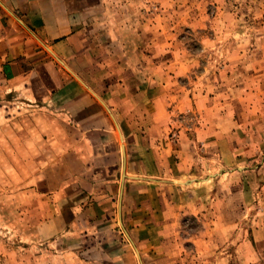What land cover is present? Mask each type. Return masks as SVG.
Listing matches in <instances>:
<instances>
[{
    "label": "crops",
    "instance_id": "1",
    "mask_svg": "<svg viewBox=\"0 0 264 264\" xmlns=\"http://www.w3.org/2000/svg\"><path fill=\"white\" fill-rule=\"evenodd\" d=\"M133 1L0 0V97L21 103L16 155L76 159L48 168L57 264L180 263L169 226L192 214L177 200L188 184L164 164L181 144L166 140L168 89L146 70L151 41L135 43Z\"/></svg>",
    "mask_w": 264,
    "mask_h": 264
},
{
    "label": "rangeland",
    "instance_id": "2",
    "mask_svg": "<svg viewBox=\"0 0 264 264\" xmlns=\"http://www.w3.org/2000/svg\"><path fill=\"white\" fill-rule=\"evenodd\" d=\"M131 7L135 43L151 41L146 70L168 89L166 140L181 144L162 162L171 180L188 184L177 200L197 211L169 226L179 264H264V0ZM11 102L0 97V264L61 263V247L47 238V174L76 159L16 155L21 103Z\"/></svg>",
    "mask_w": 264,
    "mask_h": 264
}]
</instances>
